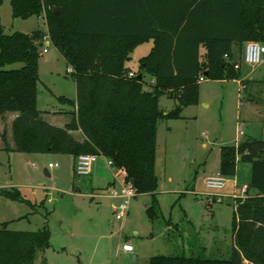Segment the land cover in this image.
<instances>
[{
    "label": "trees",
    "instance_id": "1",
    "mask_svg": "<svg viewBox=\"0 0 264 264\" xmlns=\"http://www.w3.org/2000/svg\"><path fill=\"white\" fill-rule=\"evenodd\" d=\"M3 0H0V3ZM13 18L44 19L50 43L71 68L76 100L63 127L47 122L37 108L38 61L45 32H4L0 24V115L15 112L14 143L5 151L43 154L102 155L124 172L137 194H155L156 130L159 120L181 118L182 110L199 101V76L240 80L233 45L264 44V0H9ZM148 40L150 52L131 72L125 62ZM201 48L204 52L201 54ZM19 63L20 66L13 67ZM132 73V75H129ZM141 74V78L137 77ZM147 74L152 81L144 80ZM174 99L164 112L159 98ZM80 130L78 140L71 131ZM251 164L248 196L234 198L233 245L227 259L154 255L148 264H264V140L246 138L220 148L219 172L233 177L237 161ZM250 190L252 192H250ZM0 195L29 204L17 188ZM153 218L152 207L148 208ZM0 223V264H35L49 246L45 224L17 231Z\"/></svg>",
    "mask_w": 264,
    "mask_h": 264
},
{
    "label": "rangeland",
    "instance_id": "2",
    "mask_svg": "<svg viewBox=\"0 0 264 264\" xmlns=\"http://www.w3.org/2000/svg\"><path fill=\"white\" fill-rule=\"evenodd\" d=\"M0 24L7 34L38 29L46 32L42 16L13 18L9 0L0 3ZM45 45L47 52H42ZM40 50L38 108L54 112L62 106L59 96H75V82L71 68L67 70L66 62L50 42H44ZM150 50L147 41L138 44L125 66L131 72L138 71L139 59ZM239 64L240 80L205 78L199 82L196 105L185 107L181 118L157 122V190L154 195L132 197L124 219H117L113 213V206L121 198L112 197L110 192V198L91 197L112 178L107 168L78 176L69 155L0 150V189L17 188L32 203L42 204L38 212H33L26 203L0 195V222L12 219L10 229L25 231L47 225L49 246L38 253L36 264H148L154 255L229 258L233 186L238 185V192L249 183L251 164L238 160L235 175L225 177L221 190L207 188L204 178L219 171L222 146L246 138L264 140V55L263 62L256 66L246 64L243 58ZM245 75L248 77L244 81ZM143 77L147 82L152 80L147 74ZM175 102L162 95L159 107L168 112ZM49 162L56 166L49 168ZM45 168L49 177L44 174ZM150 207L154 211L152 219L147 214ZM24 215L26 218H19ZM123 243H129L133 250H122Z\"/></svg>",
    "mask_w": 264,
    "mask_h": 264
},
{
    "label": "built area",
    "instance_id": "3",
    "mask_svg": "<svg viewBox=\"0 0 264 264\" xmlns=\"http://www.w3.org/2000/svg\"><path fill=\"white\" fill-rule=\"evenodd\" d=\"M42 45L44 42H50L49 36L47 31L44 33L42 39ZM47 45L42 48V52H47ZM263 55H264V44L256 41H248L244 45L243 51V60L246 64L250 66H256L263 62ZM239 64L235 65V68H238ZM132 75V73H129ZM205 77L200 75L198 80L199 82L204 80ZM244 87V85H243ZM242 134V132H240ZM98 155L96 154H80L76 157L74 161V174L78 176L88 175L91 171V167L93 163L96 162ZM106 164L109 168H113L112 161L105 157ZM35 167V165H32ZM56 166V164L49 163L48 167L52 168ZM204 184L207 188L220 190L225 185V177L220 174V172L212 173L207 175L204 178ZM238 185H234V193L233 198H245L248 196V185L243 184L236 192ZM110 195L114 198H121L122 200L115 206H113V213L117 219H124L129 210V201L132 197L137 195L136 188L129 182H125L123 180L120 188L112 189ZM122 250L126 252H131L133 247L129 243H123Z\"/></svg>",
    "mask_w": 264,
    "mask_h": 264
},
{
    "label": "crops",
    "instance_id": "4",
    "mask_svg": "<svg viewBox=\"0 0 264 264\" xmlns=\"http://www.w3.org/2000/svg\"><path fill=\"white\" fill-rule=\"evenodd\" d=\"M149 44H151V47H152V45H153V42H152V40H148L147 41ZM244 45H245V43H243V44H241V45H238V44H234L233 45V49H234V52L236 53V56H237V63L239 64V61H240V59H242L243 58V51H244ZM200 53H201V50H200ZM202 54V53H201ZM60 55V54H59ZM61 56V55H60ZM62 58V57H61ZM64 60V59H63ZM239 67H240V64H239ZM69 69V67L67 68V70ZM247 77H248V75H245L244 77H243V79H244V81L247 79ZM152 81V80H151ZM245 85V84H244ZM244 88H245V86H244ZM61 96H64V95H61ZM64 97H66V96H64ZM68 98V97H67ZM69 99H71L72 101H75L76 100V89H75V96H73L72 98L70 97ZM61 102V101H60ZM61 107H60V109L59 110H57V111H54V112H52V111H50V112H43L41 109H39L38 108V94H37V108L42 112L41 113V116L47 121V122H49L50 124H52V125H55V126H59V127H63V126H65L67 123H69L71 120H72V118H73V113L76 111V108L75 107H72V106H69V105H67V104H64V103H62L61 102ZM66 105V106H65ZM183 111V110H182ZM181 114H182V112H181ZM17 115V113H15V112H6V113H4V114H2V115H0V134L1 133H3V132H6L5 134H6V138H7V143H8V146H9V148H13L14 147V143H13V140H12V136H11V124H12V121H13V119H14V117ZM71 134L76 138V139H78V140H82L83 139V135H82V133H81V131L80 130H75V131H71ZM240 134V133H239ZM243 134V133H242ZM241 135V134H240ZM3 147H4V145H3V142H2V140H1V138H0V150H4L3 149ZM5 151V150H4ZM7 152H15V151H7ZM71 157V160H72V168H74V161L75 160H73V158H72V156H70ZM219 158H220V152H219ZM99 160H101V163H100V161ZM50 163V162H49ZM34 163H32V165H33ZM35 165V167H36V164H34ZM93 167H91V171H90V173H89V175L93 172V170H94V172L95 171H100V170H102V169H105V168H107V170L110 172V174H111V179L110 180H108L107 182H106V185L103 187V188H99V192L98 191H96L95 193H92V195H91V197L93 198V197H108V198H110L109 197V192H111V190L114 188V189H118V188H120V186H121V184H122V182H123V180H124V172L122 171V170H116L115 168H109L108 166H107V164H106V160H105V157L104 156H102V155H100V156H98V158H97V160H96V162L95 163H93V165H92ZM33 167V166H32ZM34 167V168H35ZM94 168V169H93ZM111 169H113L114 171L111 173ZM73 172H74V169H73ZM119 174H122V177H121V179H119L118 178V175ZM49 175H50V173H49ZM207 176V175H206ZM205 176V177H206ZM100 177V176H99ZM234 187V186H233ZM223 189V188H222ZM19 190V189H18ZM221 190V189H220ZM234 188H233V193H234ZM23 197H24V195H23ZM25 199H26V197H24ZM28 200V199H27ZM29 201V203H31L32 205H33V207L32 206H30L29 204H27L31 209H32V211L33 212H38V209L42 206V204H37V203H32L30 200H28ZM20 202V201H19ZM24 203V202H23ZM47 214H48V212L47 213H45V215H44V218L46 219L47 218ZM23 217H25L26 218V216L24 215V216H21V217H19V218H23ZM14 220V219H13ZM10 221H12V219L11 220H9V221H4V222H8V225H7V228L8 229H10L9 228V222ZM1 223V222H0ZM45 223V222H44ZM45 224H43V226H44ZM11 230H13V229H11ZM17 231H25V230H17ZM29 231H34V230H29ZM126 252V251H125ZM36 264V263H35Z\"/></svg>",
    "mask_w": 264,
    "mask_h": 264
},
{
    "label": "water",
    "instance_id": "5",
    "mask_svg": "<svg viewBox=\"0 0 264 264\" xmlns=\"http://www.w3.org/2000/svg\"><path fill=\"white\" fill-rule=\"evenodd\" d=\"M141 76H142L141 74H138V75H137V77H138L139 79L141 78ZM44 174H45L47 177L50 176V175H49V171H48L47 168L44 169Z\"/></svg>",
    "mask_w": 264,
    "mask_h": 264
}]
</instances>
